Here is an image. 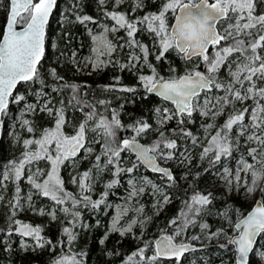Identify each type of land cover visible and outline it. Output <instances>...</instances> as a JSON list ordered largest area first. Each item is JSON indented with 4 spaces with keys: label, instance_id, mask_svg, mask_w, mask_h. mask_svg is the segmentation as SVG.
Wrapping results in <instances>:
<instances>
[{
    "label": "snow or ice",
    "instance_id": "6c2138e0",
    "mask_svg": "<svg viewBox=\"0 0 264 264\" xmlns=\"http://www.w3.org/2000/svg\"><path fill=\"white\" fill-rule=\"evenodd\" d=\"M99 3L105 5L106 0H99ZM122 3L123 0H114L117 7ZM133 3V11L144 6L143 0H133ZM259 4L260 0H164L157 13L135 19H129L124 12L105 11V16L114 21V25L110 28L104 26L103 33L99 35H94L89 30L93 44L97 46L92 49L95 58L85 59L86 64L92 65L93 71L101 70L109 64L119 65L121 71L126 69L130 71L137 64L143 62L151 70L150 75L138 77L145 92L159 96L173 105V109L167 107L154 109V114L159 117L157 123L162 127L168 121L175 120L177 128L172 129V132L178 138L190 139L193 145L197 144V138L186 127L181 126L194 123L192 120L194 113L198 112L200 116L215 120L216 117L224 114L227 107L232 106V112L217 128L215 134L211 135L209 145L203 149L200 158L203 160L208 157L210 152L214 153L210 163L215 167L222 157L227 159L232 156L233 148L239 146L238 140L234 143L236 139L234 127L238 126L239 136H246L248 142H255L261 146L260 149H248L252 160L259 163L261 168L258 170L255 164L241 158L235 174L225 167L223 178L229 191L235 184L237 190L243 187L248 195L254 194L260 181L264 180V103H261L264 101V12L257 14ZM57 7L58 0H10L7 21L3 32H0V116L8 114L10 102L19 104L21 101H25L24 95L13 96V90L21 82L39 83L41 90L36 92V95L41 98L48 95L43 91L46 84L40 76L38 65L45 55L46 29L53 11ZM72 7L78 9L79 4L74 3ZM169 13L174 19L172 24H169ZM75 19L81 24L96 22L89 15L75 14ZM63 20L67 21L68 17L64 16ZM221 21H227L226 26L222 25ZM139 25H146L147 31L152 33L154 38H158V52L155 54V59L158 62L166 60V54L170 50L175 51L185 61L190 62L194 58H199V62L195 63L183 75H172L167 78L160 75L155 66L148 62L149 50L136 39ZM218 25H220L219 28ZM18 27L21 30H17ZM121 29L125 31L128 39L125 44L117 46L107 38L106 34L108 32L115 33ZM118 47L121 50L125 47L139 49L142 56L130 54L128 63H120L118 60L112 59L113 53L117 51ZM52 48L55 49L56 45L52 44ZM209 48H212L213 52L210 53ZM102 56L107 59H101ZM229 57H233V59L230 60ZM201 64L205 66L203 72L198 70ZM233 64H235V69L232 68ZM222 67L228 69L230 80L218 79L217 73ZM169 70L175 72V69L171 67ZM50 74L57 82L64 79L57 75L55 69L51 70ZM114 79L116 84H119L120 78L115 77ZM258 82L262 83L258 85ZM65 88L71 89L72 101H75L73 107H77L84 113V119L76 128L74 135L66 136L62 132L63 125L66 123L63 101H60L61 107L55 113H53V108L48 107L52 100L44 101L39 110L46 111L49 115L54 114V129L45 130L39 139H25L23 144L26 150L23 153V158L10 162L0 173V186H3L4 181L9 180L17 184L13 215H15V209L22 207L20 200L23 198L19 195L21 189L18 181L23 178L24 168L27 164L41 159H47L51 163V169L46 174V179L42 183L37 182V177L41 174L39 169L27 177L28 183L37 190L38 194L59 206L70 201L72 209H77L81 205L85 208L97 209L101 204H104L108 195L107 191L102 193L101 198L96 201H93L90 195L83 194L91 191V184L88 182L91 179L89 172H84L79 181L73 177V183H78L82 193L79 199L64 189L63 180L58 172L64 161L74 162L81 150L85 154L91 155L95 151L91 147L92 144L100 145L93 166L98 172L105 169L111 171L114 177L105 185L106 189H112L119 184L121 173H125L131 177L128 180L129 199L135 198L145 191L144 187H138V184H147L151 185L153 195L159 194L162 198L157 201V205L169 203L170 197L165 194L162 187L153 184L146 177L137 181L135 177H132V173L139 168L140 164H143L174 184L175 178L171 171L158 164L157 161L166 162L180 157L190 160L191 157L186 154L187 150L180 152L177 139L169 138L159 128L154 129L153 125L146 121L140 120L125 126L121 123L119 113L115 110H113L110 120L98 115L95 106L82 99L80 88L76 84L64 82L59 87L54 86L52 92H60ZM104 88L105 91L136 92L135 88L126 86L117 88L116 85H106ZM220 92L223 95H216ZM247 100L253 101L251 108L236 109L237 102L244 104ZM98 103L103 105L106 101L101 100ZM85 109L90 110L85 111ZM25 110L35 111L36 109L33 104H27ZM246 114L250 118L249 124L244 123ZM22 124L27 126L30 122L22 120ZM202 127L205 132H209L216 125L209 123ZM249 129L252 131L249 132ZM125 130H130L133 135L130 138H118L119 132ZM27 131L32 133L34 130L29 126ZM149 131H157L159 138L151 146L140 144L137 138ZM89 132L95 133V135L89 138ZM33 144L37 146L36 149L29 150ZM50 151H54L55 155L50 154ZM121 153H134L136 161L139 163L132 162L130 167H123L124 158ZM205 171L211 172V169ZM241 172L245 174V177L250 174L251 181L242 179ZM167 186L170 187L171 184ZM259 191L264 193V188H259ZM31 199L32 197L29 195L26 201L30 204ZM212 199L211 192L207 194L194 193L190 200L184 202L187 211L181 210L180 215L187 217L188 212L192 211L199 215L212 203ZM194 205L198 207L194 208ZM59 210L66 215H71L72 219L68 223L75 227L80 212L78 210L71 211L68 207H60ZM34 211H38L41 215L45 214L43 209H34ZM137 211H142V208ZM126 212V208L121 209L112 222V230L119 231L122 236L126 232H131L132 227L137 224L136 220H132L127 227H117L120 216ZM47 214L53 220L57 218L56 209ZM221 215L228 221L229 226H233L227 213ZM147 219L139 221L141 228L144 227ZM13 223L17 225L15 229L17 234L22 237H31L37 242L38 247L51 244V241L41 236L40 227H33L20 221H13ZM189 223H194V221L186 219L183 224H178L177 219L171 220L169 227L176 226L171 234L165 232L154 244L146 243L128 260L132 261L134 257H139L143 264H155L162 258H168L175 259L179 264L180 258L190 250V246L183 243L177 244L175 239L185 231ZM200 227L203 230L208 226L203 224ZM234 232L237 234L229 235L225 229L221 228L210 233L208 238H226V242L220 247L234 252V264H249V255L255 252L254 245L257 244V238H264V201L257 200L256 207L234 225ZM11 234L10 229L9 235ZM63 235L69 242L76 238V234L67 226L63 228ZM199 238L198 236L192 237L194 240ZM104 239H107V235ZM103 242L104 240L100 241V243ZM149 251L152 254L146 255ZM260 255L264 259V253H260ZM54 264H83V261L76 257L64 256L56 260Z\"/></svg>",
    "mask_w": 264,
    "mask_h": 264
},
{
    "label": "rangeland",
    "instance_id": "374dc122",
    "mask_svg": "<svg viewBox=\"0 0 264 264\" xmlns=\"http://www.w3.org/2000/svg\"><path fill=\"white\" fill-rule=\"evenodd\" d=\"M3 2L4 0H0V10L5 11V13L7 14L8 7H6V5L4 6L6 2L5 3ZM163 2L164 0H143L144 6L140 9H136L135 11H133V7H134L133 0H123V3L120 4L118 7L115 6L114 0H106L105 5H101L99 3V0H95V2L92 4V9H93V12L95 13L93 15L94 16L93 19L96 22L95 23L86 22V24H81L77 22L75 19V14H79L81 16L84 15V13L83 14L78 13V12L75 13L76 11L80 12L82 10V8L80 7L81 0H76L75 2L79 4L78 9H73L72 5L74 4V2H69L68 0H60V4L58 5V12L55 15H52L51 16L52 18L50 20V27L52 28L53 32L51 33L50 37L46 36V40L49 38L48 53H49L50 59L48 60V63H46L47 65H45V68H44L46 77H44V75L41 77L45 81L46 87L50 85L52 86V88L54 86L58 87V85L52 84L55 80H53V77L50 74L51 70L49 67L50 64L55 63L57 59L60 60L61 62H64L65 65H69V66L73 65V69L76 71L75 73L76 76L89 75L91 73L95 76L99 74L100 72H104L106 70H109V72L111 73L113 72V70H115L116 77L120 78L119 84H116L115 79L111 80L112 82L109 79L106 85L108 84L116 85L117 88L123 87V86L133 87L136 89V92L125 93V92H120V91H105L104 87L95 85L91 91L86 90V89L85 90L81 89V87L79 86L80 94L82 96V99L91 100V102L95 104L94 106L97 110L98 115L106 117L110 120L109 117L112 116V112L113 110H115L116 112L119 113V119L121 120V123L123 125L128 126V125L134 124V121L133 120L129 121V119L127 120L129 121L127 125L124 123L126 119L124 115V111H125L124 109L126 107H129V105H131L132 100L137 101L139 97L145 96L146 94L149 95L148 93L145 92L141 84L140 83L136 84V82H138L139 80L138 77L140 75H150L151 70L146 65H144L143 62L137 64L136 67L132 68L130 71L127 69L124 70L126 74L132 75L131 77H133L134 79V84L132 83L129 84V82L126 81V78L122 76L123 71L120 70L119 65L109 64L107 67H104L101 70L93 71L92 65L85 63L86 58H93V59L95 58V54L93 53L92 49L93 47L97 46L93 44L91 35L89 34V30H91L92 34L99 35L103 33L104 26H108L110 28L114 25V21H112L109 17L105 16L104 14L105 11L124 12L128 16L129 19H135V18L143 17L144 15L153 14V13H150L149 11L151 3L156 4L155 7H157L159 11ZM260 2L264 3V0H260ZM64 16L68 17L67 21L63 20ZM5 18H6V15H5ZM170 19L171 20L173 19L171 13H169V20ZM75 24L81 26V30H83L86 43L83 46V43L81 42L79 44V47L73 50V53L69 57V59H66L65 53L61 52V50L65 49V46H61L58 41L59 35H60V29H63V28L70 29ZM221 24L226 26L227 21H222ZM219 27L220 25H218V28ZM138 28L139 30L136 33V39L139 43L143 44L149 50V53H150L149 56L153 57V61H151L148 56V62L151 63L156 68L157 61L155 59V54L158 52V38H154L153 34L147 31L146 25H139ZM106 35H107V38L111 40L114 44H116L117 46H119L120 44H125L128 39L123 29L115 33L108 32ZM121 37L123 39H120ZM52 44L56 45L55 49L52 48ZM211 52H213V50ZM168 53L173 54V56L177 57L180 60V62L184 61V59H182L181 56L178 55L175 51L170 50ZM73 54H75V56H73ZM130 54H136V55L142 56V53L140 52L139 49H130L128 47H125L121 50L118 47L117 51L113 53L112 59L118 60L120 63H128ZM101 59H107V57L102 56ZM229 59L231 60L233 59V57H229ZM186 62H188V64H186L188 65L186 68V71H187L191 69L195 63L199 62V58H194L193 61H190V62L186 61ZM200 68H202V72L205 71V66L203 64H201ZM232 68L235 69V64L232 65ZM157 72L166 78L169 76H172V74H162L158 70ZM217 77L218 79L222 81H228L231 79L228 75V69L226 67H222L220 69V71L217 73ZM260 83L262 82H258V85ZM34 86L36 89L32 90L34 89ZM30 87L32 88L26 87L25 90L22 93H20L21 95L25 96L26 98L25 101H21L19 104L13 103V113L9 112V114L1 116V121H0L1 126H2V123L5 122V128H6L5 135L3 136L4 138L2 139L3 142L6 143L8 147H12L16 149V151H18L19 154L23 150L20 147V144L21 142H23V140H25L24 139L25 137L26 139H32V140L37 138L34 136L33 132L29 133L27 131V127H29V125L27 126L23 125L22 120L29 121L26 115L32 116L34 114L38 115L42 113V111H40L39 109L43 106L45 100H48V99L52 100V103L49 104L48 107L53 108V113H55V111L61 107L60 101L61 100L63 101V108H64L66 123L63 125L62 132L66 136L74 135L76 128L84 119V113L79 111L77 107H73V105L75 104V101H72L71 89L65 88V89H62L60 92H55L56 98L54 99L53 97H51V94L49 92H48V97L44 96L43 98H41L36 95V92L41 90V85L39 83H30ZM237 87H239V85H237ZM43 91L47 93V91L45 90V87ZM213 91L215 92V89ZM216 95H223V93L222 92L216 93ZM27 96L30 97V100L27 99ZM84 97L86 98L89 97V99H85ZM101 100L106 101V103L103 105L99 104L98 102ZM158 100L161 101L162 103L161 106L159 105L160 108L167 107L169 109H173V105H171L170 103L164 102L160 99ZM70 101L72 102L69 103ZM261 103H264V101H262ZM27 104H33L36 110L26 111L25 109H26ZM252 105H253V101L247 100L244 102V104H240L239 102H237L235 107L237 110H240L244 107L251 108ZM154 109H153V112L150 118V124L153 125V128L154 129L159 128L160 131H163L165 135L168 136L169 138L177 139L179 151L185 152V150H187L186 154L191 157L190 160H184L183 157H180V158H174V159L168 160L166 162H161L159 160L158 161L164 166H167L168 168H170L171 171L173 170L179 171L180 172L179 179L182 184H189L188 183L189 175L193 173L194 170L201 168L200 173L202 175L204 174V176L206 174V180L205 181L203 179L201 180L203 181L202 182L203 184L202 186L198 188V191L199 193H202V194H207L209 192L213 194L212 203L207 208L203 209L199 215H196L194 211L188 213L189 216L187 220L194 221V223L188 224L187 229L181 232L180 236L184 238L186 234H191L190 232L193 231V229H197L196 235L200 237L198 239L197 245L201 246V249L198 250L199 251L198 253L195 252V253L189 254L188 258L182 264H198L200 260L208 259L209 261H211V259L213 258L217 259L216 262L219 264H231L230 258L228 256H225L226 253L229 252V250L220 247L221 244H224L226 242L225 241L226 238L217 239L213 237L209 239L208 237L210 233H214L218 229H221V228L225 229V231L229 235H232L235 232L230 234V229L233 228L234 230V222H232L233 226H229V223L224 218V216L221 217L223 206L217 207L216 209L214 207L216 205V202L224 201L223 196H230V195L239 196L241 199H245L253 203L254 201L258 200L257 197L259 195V188L262 187L263 180L260 181L257 191L252 195H248L245 193V189L243 187L237 190L235 184L231 186L232 190L229 191V187L226 185V181L223 177L225 175L224 173L225 167L230 169L233 172V174H235V170L239 166V161L241 160V158L247 160L249 163L255 164L256 168L259 170L261 168V165L259 163H256V161L252 160V157L249 155L248 149L249 148L260 149L261 146L255 142H248L246 140V136H239V127L235 126L234 132L236 134V139L234 140V143L236 142V140H238L239 146L233 148L232 156L228 157L227 159H224L222 157L221 161L217 163L215 167H213L210 161L212 160L214 153L210 152L208 157L203 160L200 157H201V154L203 153V149L205 147H208L209 141L211 139V135L215 134L217 128H219V126H221L225 122L228 114L232 112V106L227 107L224 111V114L216 117L215 120H212L209 117L200 116L198 112L193 114L192 120L193 118H198V121L196 123V127H197L196 133L193 134L197 138L196 145H193L190 139L178 138L177 135L172 132V129L177 128V123L175 120L168 121L166 124H164L161 127L157 123L159 117H157L154 114ZM43 113H45L50 123V126H51L50 129H54L55 127L54 114L49 115V113L46 111ZM209 123H214L216 127L209 130V132H205V129L204 127H202V125H206ZM244 123L245 124L250 123V118L247 114L245 115ZM189 124H186V125H189ZM186 125H182L181 127H184ZM168 126L170 127L168 128ZM251 131L252 130L249 129V132ZM2 133H3V130H2ZM42 134L43 132L41 133V135ZM94 135L95 133H92V132L88 133L89 138H91ZM119 137H124V136L123 135L120 136V133H119L118 138ZM127 138H130V137H127ZM158 138H159V133L157 131H149L148 133L143 134L141 137L137 139L140 140V142L146 143L148 146H151ZM102 142L103 141L101 140V143ZM36 147L37 146L33 144L29 150H34L36 149ZM91 147L95 149V151L91 155L85 154L83 150H81V152L75 158L74 162L67 161V160L64 161L62 165L65 169V179L68 182V184L71 186V189H73V191L75 192L74 196L77 199H79L78 197H80L81 195V190L78 187V183H73V177H76L77 181H79L80 176L84 172L86 171L89 172V176L91 179L88 182H90L91 184V191L85 194L90 195L92 198L93 194L96 193L95 195H98V196L94 198H96L95 200H98L101 198L102 193H104L105 191L108 192V195H107V198L104 204H101L100 207L97 209L91 208L92 211L99 212L101 219L106 217V230H105L106 234L105 235L108 236L110 234H117L119 237H124L130 234L132 236H135L134 229H136V227L139 225V221H141L140 217H143L144 219L148 218V221L153 220L154 217L158 216V214L164 209L166 205L171 203V198H170L169 203L157 205V201L162 198L160 197L159 194L153 195V190H152L151 185L138 184L137 186L138 187L143 186L145 191L139 196L129 199L130 185L128 184V180L131 177L125 173H121L119 177V180H120L119 184L114 186L112 189H106L105 185L109 183L114 177L111 171L105 169L102 172H98L97 169L93 166L95 155L99 153L100 145L92 144ZM165 151H168V150L165 149ZM50 154L55 155L54 151H50ZM121 155L124 158V163L122 166L125 168L130 167L132 162L139 163L138 161H136V156L132 153H121ZM191 161L193 163H191ZM9 163L10 161L4 162L2 164V167L0 168V173H2L5 170L6 166H8ZM62 165L58 169L60 177H61L60 172H61ZM24 169H25L24 171L27 177L28 175L36 173L37 169H39L41 174L37 177V182L42 183L43 180L46 179V174L51 169V163L47 159H41L38 161H34L31 164H27ZM206 169H211V172L205 171ZM145 170L146 169L142 166V164H140L139 168L136 169L132 173V177H135L137 181H140L141 178L146 177L153 184H156L162 187L164 189L165 194L170 197L169 192L171 191V188L167 186L169 185V183H167L164 180L166 178H162L161 176H159V180L154 181L145 175ZM240 175L242 179H247L251 181L250 174L247 177H245V174L241 172ZM12 184L14 183L11 180H9V181H4L3 186H0V197H2V199H0V202L5 201V206L7 207L6 211L9 214L8 220H10L9 222L10 226L12 225L13 227L14 226L17 227V225L13 223L15 219H18L16 215L19 213H22L24 210H31V208H33L34 206L33 204L42 205V207H38L36 210L43 209V210H46L47 213H49L53 209H56L57 218L53 220L52 217L47 214L48 217L51 218L52 221H57V220H59L60 222L66 221L67 225L72 229L73 232H76L78 229H80V227L87 226L82 216L83 214L82 211H85L83 208H81L80 206H78L77 209H72L71 206L68 207L70 208L71 211L78 210L80 212L79 220L76 223L75 227H73L72 225L68 223V221L72 219L71 215H66L65 213L60 211L59 209L62 206L55 205L54 202L51 201L50 199L47 198L46 200L45 197L39 196L37 190L34 189L31 184L30 186L25 185L24 188L20 191L19 195L20 197L23 198L20 200V204L22 205V207L15 209V215H13V211H14L13 204L15 203V197L17 194H16L15 189L13 190L14 194L10 192L9 187ZM192 187L190 186L189 188L191 189ZM29 195H31L32 197L30 204L26 201V198ZM195 207H198V206L194 205V208ZM124 208L127 209V212L120 216L117 227L118 228L127 227L128 224L132 220H136L137 224L132 227L131 232H126L122 236L119 231L112 230V222H113V219L120 213L121 209H124ZM141 208H142V211H137L138 209H141ZM90 212L91 211L89 209L88 211L84 212V214H89ZM32 213H35V211H33ZM36 213L38 214L39 212L37 211ZM94 215H95L94 213L91 215V219L95 218ZM236 221L237 220H235V222ZM203 224H206L208 227L202 230L200 226ZM161 230H162V227L157 229L158 232H160ZM158 236H159V233H157L156 236L152 238V240L155 241V239ZM15 237H17L16 240L18 243V248H20L22 251H25L28 248L30 249L34 248L35 242L31 237H22L21 235L17 234V232H16ZM104 237L102 238V240H105ZM3 239L5 240L6 237L3 236ZM175 243L181 244L184 242H182L181 240ZM145 244L146 242L144 243V246ZM22 245H25V246L22 247ZM144 246H142L141 248H143ZM260 253H264V238L259 239V241L255 245V252L251 254L253 255L255 259H257V261L260 264H264V259L261 258ZM151 254L152 253L150 252L146 253V255H151ZM61 257H63V254L61 255ZM128 258L125 260L123 264H126V262L127 264H137L138 261H139V264H143V261H140L139 257H134L132 261H129ZM172 264H177V262L174 261L172 262Z\"/></svg>",
    "mask_w": 264,
    "mask_h": 264
},
{
    "label": "trees",
    "instance_id": "16d2710c",
    "mask_svg": "<svg viewBox=\"0 0 264 264\" xmlns=\"http://www.w3.org/2000/svg\"><path fill=\"white\" fill-rule=\"evenodd\" d=\"M69 2H76V0H68ZM6 2V3H5ZM95 2V0H81V8L82 10L76 11L75 13H84V15H89L91 17H94L95 14L92 9V4ZM4 6L9 8V1L4 0ZM60 4V0H58V5ZM153 6V7H151ZM156 4H150L149 11L150 13H157L158 9L155 7ZM8 12V11H7ZM58 12V7L53 11L52 15H55ZM264 12V3L259 4L257 8V14H261ZM5 11L0 10V32H3V24L5 23ZM52 18V17H51ZM51 20V19H50ZM171 19L169 20V24H171ZM222 22V21H221ZM47 34L46 36H51L52 28L50 27V21L47 26L46 30ZM59 44L61 46H65V49L61 50V52L65 53L66 59H69V57L72 55L73 50L75 48L79 47V44L82 42L83 46L86 43L85 36L83 33V30H81L80 25H73L70 29L63 28L60 29V35H59ZM48 47H49V38L46 40V49H45V55L41 62V64L38 66L40 76L46 77L44 68L46 63H48V60L50 59L49 53H48ZM212 51V50H211ZM149 59L153 61V57L149 56ZM157 61V60H156ZM188 62L185 60L180 62V60L177 57H174L173 54L167 53L166 54V60L164 61H157L156 63V69L160 71L162 74H172V75H183L186 71V68L188 65ZM50 70L55 69L58 76L63 77V81L57 82L54 81L52 84L60 86V84L67 82L69 84H76L81 87V89H86L91 91L92 88L95 85L104 87L106 86V83L111 80H114L116 77L115 70L113 72H109V70H106L104 72H100L97 75H93L92 73L89 75H82V76H76V71L73 69V65H65L64 62H61L57 59L55 63L50 64ZM170 67L172 69H175V72H171L169 69ZM198 70L202 71V68H199ZM111 73V74H110ZM114 74V75H112ZM71 75V76H70ZM73 75V76H72ZM122 76L126 78V81L129 82V84H134V79L131 77L132 75L126 74L125 71L122 72ZM48 81V80H46ZM50 82V81H49ZM112 82V81H111ZM140 83L139 80L136 82V84ZM29 84V85H28ZM109 85V84H108ZM83 86V88H82ZM32 88L30 87V83H22L19 84L16 88L13 96L21 95L25 88ZM35 86L34 89L35 90ZM45 90L47 93L49 92L51 94V97L54 99L56 98V93L52 92V86L45 87ZM84 96V95H83ZM48 97V95H47ZM85 99H89L84 97ZM27 99L30 100V97L27 96ZM58 99V98H57ZM89 104L95 105L91 100H86ZM161 106L162 103L152 95H145L142 97H139L137 101L132 100L131 105L129 107H126L124 110V115L126 117L125 124L130 120H133L134 123L136 121H146L150 123V118L153 112V109L156 107ZM90 109H85V111H89ZM9 112L13 113V103H9L8 107V114ZM77 115V114H76ZM29 119V126L33 128V134L36 139H39L42 135L41 133L45 130H50L51 126L50 123L45 115V113L40 114H34L32 116L26 115ZM108 116V115H107ZM111 119V117H109ZM129 119V121H127ZM77 121V120H76ZM131 121V122H133ZM194 123H191L189 125H186V127L189 131L192 132V134L196 133V123L198 121V118H193ZM170 126H168L169 128ZM3 133H2V139L5 135V122L2 123L1 126ZM130 130L119 132L120 136L123 135L122 138L131 137L133 133ZM139 138V137H138ZM1 139L0 143V168L2 167V164L4 162H12V161H19L23 158V153L25 152V146L23 142H21L20 147L23 149L22 152L19 154L16 149L12 147H8L6 143L3 142ZM26 139V137L24 138ZM35 140V139H34ZM24 141V140H23ZM140 141V140H139ZM142 141V140H141ZM148 142V140H147ZM206 146V144H205ZM186 163V162H184ZM191 163H193L191 161ZM25 170V169H24ZM200 169L194 170L193 173L189 175V184L193 187L190 189L189 184H182L179 176L180 172L173 170V176L175 178V183L172 184L171 182L164 179L167 183L171 184L170 188L171 191L169 192L171 203L166 205L164 209L158 214V216L154 217L153 220L148 221L146 220V223L144 224V227L141 228L139 225L134 229L135 236H132L130 234L119 237L117 234H110L107 236V239L104 240L103 243H100L102 238L106 234V217L101 219L99 212L92 211L90 207L85 208L82 205L80 206L85 211H82V216L84 218V222H86V227H80L76 232V238L72 240L71 242L68 241L67 237L63 235V228L69 227L66 223V221L60 222L52 221L51 218L48 217L47 211L44 210L43 215L32 213L34 209H37L38 207H42V205H36L33 204V208L31 210H24L22 213H19L16 215L18 219H15V221H20L24 224L31 225L33 227H40L41 228V236L44 237L46 240L51 241V244H45L44 247H38L37 242L34 240V248L30 249L28 248L25 251H22L20 248H18V243L15 237L16 236V227L10 226V220H8L9 214L7 213V207L5 206V201L0 202V264H54L56 260L61 258V255L68 257H76L78 260H82L83 264H123L125 260L132 256L134 252H136L138 249H140L142 246H144V243H152L154 244V241L152 240L153 237L156 236L157 233L165 234L167 232L168 234H171L173 232V228L176 226L173 225L169 227V223L173 219H177L178 224H183L186 219H188L189 214L187 217L181 216V210L187 211V208L185 206V201L190 200V197L194 193H199L198 188L202 186V179L206 180V174L202 175L200 172ZM61 178L63 180V185L67 192L71 193L73 196L75 195L73 189H71V186L68 184V182L65 179V169L62 165L61 167ZM145 175L149 178H151L154 181L159 180V176L156 174H153L147 170H145ZM204 176V177H203ZM27 175L25 171L23 172V178L18 181V185L21 188V190L24 188L25 185L30 186V184L27 181ZM17 184L14 183L9 187V190L11 193L14 194L13 190H16ZM93 188V187H92ZM264 188V180L262 183V187ZM88 193V192H87ZM82 194V193H81ZM85 194V193H83ZM93 194V197L91 198L93 201H96L94 197L98 196ZM42 197V195L38 194ZM224 201L216 202L215 209L217 207L223 206L222 213H227L228 217L231 219L232 222L235 220H239L244 216L251 208L253 202L247 201L245 199H241L239 196H223ZM46 198V197H45ZM79 198V197H78ZM258 200L264 201V193L259 191V195L257 197ZM47 200V198H46ZM71 206V203L68 201L66 202L62 207H69ZM90 209L89 214H84V212L88 211ZM95 214V218L91 219V215ZM189 213V212H188ZM221 213V214H222ZM223 215H221L222 217ZM15 217V218H16ZM141 220H145L143 217H140ZM222 221V219H221ZM236 223V222H235ZM234 223V224H235ZM61 224V225H59ZM190 224V223H189ZM60 227H59V226ZM155 227V229H154ZM162 227V230L160 232L157 231L158 228ZM11 229V235H9V231ZM187 229V227H186ZM233 228L230 229V234L233 233ZM141 233H143L141 235ZM191 234H186L184 238H182L180 235L176 237L175 242H179L182 240L184 243H190L195 245L197 248L184 255V257L179 261V264L184 263V261L188 258V255L191 253H198L201 249V246L198 244V239L194 240L192 237L198 236L197 229H193V231L190 232ZM235 233H233L234 235ZM3 236L6 237V239H3ZM133 237V238H131ZM261 237L258 238L257 242L259 241ZM226 241V240H225ZM183 243V244H184ZM202 245V244H201ZM152 253L151 251H149ZM83 254V255H82ZM225 256H228L230 258L231 264H234V252L229 251L226 253ZM217 259H211L209 261L206 260H200L198 264H219L216 262ZM175 260H158L155 262V264H172ZM249 264H260L257 259L253 257V255L249 258Z\"/></svg>",
    "mask_w": 264,
    "mask_h": 264
},
{
    "label": "water",
    "instance_id": "95a60500",
    "mask_svg": "<svg viewBox=\"0 0 264 264\" xmlns=\"http://www.w3.org/2000/svg\"><path fill=\"white\" fill-rule=\"evenodd\" d=\"M9 1V5H10V0H8ZM50 21V20H49ZM172 23H174V19L172 20V22H171V24ZM3 30H4V28H3ZM17 30H21L19 27H18V29ZM47 30V29H46ZM45 44H46V39H45ZM46 47V46H45ZM46 49V48H45ZM211 49L212 48H209V52L211 51ZM44 58V57H43ZM43 60V59H42ZM42 60H41V62H42ZM41 62H40V64H41ZM39 64V65H40ZM38 65V66H39ZM21 83H23V82H21ZM20 83V84H21ZM19 85V84H18ZM17 85V86H18ZM17 86H16V88H17ZM15 88V89H16ZM15 89L13 90V93H14V91H15ZM149 95H153V96H155V97H157L158 99H160V100H162V101H164L161 97H159V96H156V95H154V94H149ZM164 102H167V101H164ZM167 103H169V102H167ZM0 121H1V116H0ZM1 139H2V128H1V125H0V142H1ZM139 141V140H138ZM139 143L140 144H142V145H145V146H148L146 143H143V142H140L139 141ZM132 154H134V153H132ZM135 155V154H134ZM157 163L158 164H160L161 166H163V167H166V168H168L167 166H164L163 164H161L159 161H157ZM142 166L147 170V171H149V172H151V173H153V174H156V175H158V176H160V174H158V173H156V172H154V171H152L151 169H149V168H147L146 166H144L143 164H142ZM170 171H171V169L170 168H168ZM171 173H172V171H171ZM172 175H173V173H172ZM256 202L257 201H255L254 203H253V205L251 206V208H250V210L244 215V216H247L253 209H254V207H256ZM240 220V219H239ZM239 220L237 221V223L239 222ZM162 235H160L159 237H157V239H159L160 237H161ZM259 238V237H258ZM258 238H257V240H258ZM156 239V240H157ZM184 244H187V245H189L190 246V250L189 251H187V252H185L184 253V255H186V254H188V253H190V252H192V251H194L195 249H196V247L193 245V244H190V243H184ZM251 254V253H250ZM184 255L180 258V260L184 257ZM249 257H250V255H249ZM161 260H175V259H168V258H162Z\"/></svg>",
    "mask_w": 264,
    "mask_h": 264
},
{
    "label": "bare ground",
    "instance_id": "6f19581e",
    "mask_svg": "<svg viewBox=\"0 0 264 264\" xmlns=\"http://www.w3.org/2000/svg\"><path fill=\"white\" fill-rule=\"evenodd\" d=\"M8 11H9V8H8ZM7 16H8V12H7V15H6V19H5L4 26H5L6 21H7ZM50 19H51V18H50ZM4 26H3V28H4ZM45 46H46V44H45ZM21 84H22V83H21ZM17 87H18V86H17ZM15 90H16V89H15ZM14 92H15V91H14ZM138 92H139V91H138ZM13 94H14V93H13ZM136 96H137V95H136ZM160 102H161V101H160ZM0 143H1V142H0ZM256 201H257V200H256ZM254 202H255V201H254ZM240 219H241V218H240ZM237 221H238V220H237ZM237 221H236V223H237ZM234 223H235V221H234ZM236 223H235V224H236ZM235 224H234V225H235ZM236 234H237V233H235L234 235H236ZM162 235H163V234H162ZM232 235H233V234H232ZM159 236H160V235H159ZM159 236H158V237H159ZM156 239H157V238H156ZM156 239H155V241H156ZM155 241H154V242H155ZM194 246H195V245H194ZM195 247H196V246H195ZM196 248H197V247H196ZM254 248H255V245H254ZM251 254H252V253H251ZM251 254H250V256H251ZM234 258H235V256H234ZM249 258H250V257H249Z\"/></svg>",
    "mask_w": 264,
    "mask_h": 264
}]
</instances>
